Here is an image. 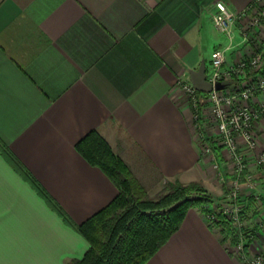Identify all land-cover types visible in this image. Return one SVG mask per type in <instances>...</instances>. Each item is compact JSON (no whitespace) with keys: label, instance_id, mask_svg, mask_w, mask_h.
<instances>
[{"label":"crops","instance_id":"1","mask_svg":"<svg viewBox=\"0 0 264 264\" xmlns=\"http://www.w3.org/2000/svg\"><path fill=\"white\" fill-rule=\"evenodd\" d=\"M216 1L0 0V142L75 223L118 193L76 147L91 130L143 185L214 180L177 81L190 80L201 61L209 65L216 48L229 47L226 65L249 53L238 36L242 23L232 41L216 29ZM224 1L240 10L253 0ZM229 241L221 226L189 208L145 264H243ZM88 248L0 149V264H68Z\"/></svg>","mask_w":264,"mask_h":264},{"label":"built area","instance_id":"2","mask_svg":"<svg viewBox=\"0 0 264 264\" xmlns=\"http://www.w3.org/2000/svg\"><path fill=\"white\" fill-rule=\"evenodd\" d=\"M215 6L213 22L216 29L232 41L233 26L238 27L242 23L238 36L240 43L248 46L249 53L226 65L228 46L211 52L207 79L213 84L217 81L226 83L223 89L214 87L209 92H202L195 88L191 80L185 79H179L177 85L189 102L193 124L194 120L205 123L208 113L214 116L223 146L222 155H227L234 164L233 174L228 179L220 171L216 149L208 145L206 151L214 160L220 178L228 179L230 183L220 211L237 237L231 252L243 264H264V220L257 216L252 224L245 219L247 202L242 188L254 189L255 186L254 176L248 170L247 157L240 151V145H245L250 151L259 146L254 127L264 114V98L259 99V95L264 96V0H253L240 10L232 9L224 0H217ZM255 159L258 165L264 164V147ZM249 193L258 198L253 191ZM210 218L218 220L215 214H211Z\"/></svg>","mask_w":264,"mask_h":264},{"label":"trees","instance_id":"3","mask_svg":"<svg viewBox=\"0 0 264 264\" xmlns=\"http://www.w3.org/2000/svg\"><path fill=\"white\" fill-rule=\"evenodd\" d=\"M76 147L91 164L99 166L118 189L109 204L80 224L71 219L9 148L0 142L1 152L11 164L68 225L88 240L89 248L83 257L74 258L68 264H145L179 229L191 207H198L208 215L215 214L218 220L211 224L220 225L235 242L237 237L220 206H216L218 210L213 209V199L199 183L170 181L158 197L151 198L145 185L98 130L87 133ZM253 200L250 198L249 207L254 206Z\"/></svg>","mask_w":264,"mask_h":264},{"label":"rangeland","instance_id":"4","mask_svg":"<svg viewBox=\"0 0 264 264\" xmlns=\"http://www.w3.org/2000/svg\"><path fill=\"white\" fill-rule=\"evenodd\" d=\"M264 96L261 94L259 95V99H263ZM189 103V102H188ZM208 112V111H207ZM207 119H205V123L200 120L199 122H195L194 120V126H195V130H194V134L196 136V139H197V143L201 149V152L203 153V155L207 156L209 159V152L206 151V149L208 148V145L212 146V148H215L216 146H218L220 148V151H218V149H216L217 151V154L220 155V152L222 154V149H223V146L220 144L221 142V139L219 138V135H218V131H217V122L214 118V116H212V114L208 113L207 115ZM264 118V114L263 116L257 121V123L255 124V127H254V130L255 132L257 133V136H258V139H259V146L250 151L248 150V148H246L245 145H240V151L243 152L245 154L246 157L249 156V159L247 158V162L248 160L249 161H253L256 165V167L258 169H260L261 167L263 168L264 167V164L262 165H258L255 161H256V157L257 155L260 154V151L263 149L264 146H261V142H260V137H261V133L262 131L260 130V126L264 125L261 120ZM209 138L211 140V142L209 141ZM263 137H261L262 139ZM218 155V159L220 161L221 164H224L225 166L221 165V169L220 171L223 173V174H227L226 173V170L225 168L228 166L226 165V161L225 159H227L229 162H230V168L232 167V173H231V176L233 174V170H234V164H233V161L232 159H230L227 155H222L219 156ZM225 157V159H224ZM210 162H211V166L212 168L215 170L216 174H215V177L214 180H210L211 183H209L208 185L205 184L202 179H192V180H188V181H181V180H178L179 182L183 183V184H188L190 182H196V183H199L207 192V194L213 199V204L212 206L214 207L213 209H217L218 210V206H220V209H221V206H222V203H224L225 199H226V196H227V193H228V190H229V186H230V183H228V179H230V177H228V179L226 180H222L219 176V173L217 172V169L214 167V160L213 159H210ZM249 163V162H248ZM251 172L253 170L249 169ZM252 173H254V189H248L246 188L245 186H243V190L244 192L242 193L243 196H245V201L247 202L246 203V206L249 204V200L250 198H253L254 200V206H250L251 208H249V211L247 209V207L245 208V219H246V222H251L253 224L254 220L256 219L257 216H259L261 219L264 220V193H257L258 195V198H254L253 196L250 195L249 192H252V191H255V189H261L262 187L264 188V175L260 174H256L257 171H253ZM259 173V172H258ZM227 177V176H226ZM172 182L176 181V180H170ZM170 181H164L163 184H157L156 186H149L148 184L145 185L146 187V190H147V193H148V196L151 197V198H156L158 197L161 193H162V190L163 188L170 182ZM218 187V188H217ZM257 192V191H256ZM223 196H220L222 195ZM226 194V196H225ZM217 206V207H216ZM191 208H198V207H191ZM199 209V208H198ZM208 219L211 221H215L213 219L210 218V215L208 214H205ZM217 226H220V225H217ZM229 236L230 238V241L229 243L227 244L228 245V248L232 249V246H234L236 244V241L235 242L233 241L232 239V236L231 235H227ZM262 237H263V230H262Z\"/></svg>","mask_w":264,"mask_h":264},{"label":"water","instance_id":"5","mask_svg":"<svg viewBox=\"0 0 264 264\" xmlns=\"http://www.w3.org/2000/svg\"><path fill=\"white\" fill-rule=\"evenodd\" d=\"M207 66L206 62L203 60L201 61L200 65L197 69H191L189 70L190 74V80L195 86L196 89L202 92H209L214 87L216 89H223L226 87V83L222 81H217L215 84H213L211 81L207 79Z\"/></svg>","mask_w":264,"mask_h":264}]
</instances>
